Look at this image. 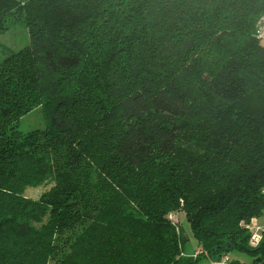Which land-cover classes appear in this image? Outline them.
Masks as SVG:
<instances>
[{"label":"trees","instance_id":"trees-1","mask_svg":"<svg viewBox=\"0 0 264 264\" xmlns=\"http://www.w3.org/2000/svg\"><path fill=\"white\" fill-rule=\"evenodd\" d=\"M263 15L0 0V37L26 32L0 41V264H264ZM36 110L44 127L21 130Z\"/></svg>","mask_w":264,"mask_h":264},{"label":"rangeland","instance_id":"rangeland-1","mask_svg":"<svg viewBox=\"0 0 264 264\" xmlns=\"http://www.w3.org/2000/svg\"><path fill=\"white\" fill-rule=\"evenodd\" d=\"M25 38H26V32L24 31V29L16 28L9 31L5 35L1 36L0 41L6 47L8 46L10 48H17L19 45L23 44L22 42L24 41ZM262 45L264 46V42L262 43ZM2 55H4V52L0 50V60L3 59ZM44 125H45V120L41 112L39 110H36L34 113L26 115L22 119L20 128L23 131H29L35 128H43ZM51 186L52 185L49 183V180H47L45 183L41 185L29 187L26 190L25 195L26 197L32 200H38L47 190L51 188ZM175 219L183 223L188 231L190 230L186 218H184V216L182 217L181 215H178V217H175ZM261 221H264V219ZM238 256H241V258L243 259L249 260V257H247L244 253L238 254ZM201 264H207V261L206 262L202 261Z\"/></svg>","mask_w":264,"mask_h":264},{"label":"built area","instance_id":"built-area-1","mask_svg":"<svg viewBox=\"0 0 264 264\" xmlns=\"http://www.w3.org/2000/svg\"><path fill=\"white\" fill-rule=\"evenodd\" d=\"M256 36L257 38L263 43L264 42V15L260 18L257 29H256ZM260 229L257 228L254 231L253 237H252V243L257 246L259 239H260Z\"/></svg>","mask_w":264,"mask_h":264},{"label":"water","instance_id":"water-1","mask_svg":"<svg viewBox=\"0 0 264 264\" xmlns=\"http://www.w3.org/2000/svg\"><path fill=\"white\" fill-rule=\"evenodd\" d=\"M184 242L186 243L185 255L188 257L195 256L196 252H195L194 246L192 245V243L190 242V240L186 234H184Z\"/></svg>","mask_w":264,"mask_h":264}]
</instances>
